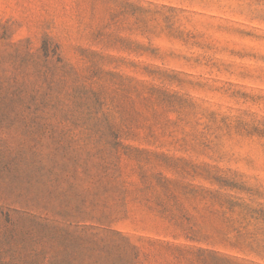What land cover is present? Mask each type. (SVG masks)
I'll return each instance as SVG.
<instances>
[{
	"label": "rangeland",
	"instance_id": "obj_1",
	"mask_svg": "<svg viewBox=\"0 0 264 264\" xmlns=\"http://www.w3.org/2000/svg\"><path fill=\"white\" fill-rule=\"evenodd\" d=\"M0 264H264V0H0Z\"/></svg>",
	"mask_w": 264,
	"mask_h": 264
}]
</instances>
